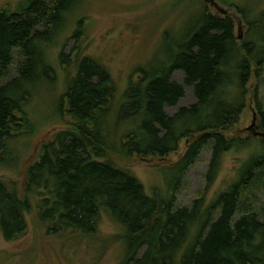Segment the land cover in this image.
I'll list each match as a JSON object with an SVG mask.
<instances>
[{
    "label": "trees",
    "instance_id": "trees-1",
    "mask_svg": "<svg viewBox=\"0 0 264 264\" xmlns=\"http://www.w3.org/2000/svg\"><path fill=\"white\" fill-rule=\"evenodd\" d=\"M80 1L26 0L15 10L0 9V167L18 165V133L38 126L26 109L37 88L56 85L51 45L61 42ZM245 8L237 7L250 26L243 41L235 37L232 17L204 10L168 60L155 70L141 69L120 97L104 66L77 56L76 74L61 98L67 128L28 166L24 192L0 179V237L13 241L26 233V217L38 197L39 217L53 231L92 236L107 215L123 232L121 264H264V142L226 135L247 108L252 78L258 83L254 101L264 115L259 101L264 11L252 18ZM59 57L68 63L62 53ZM176 72L184 85L173 80ZM186 87L194 90L196 104L168 117L165 108L176 106ZM182 140L191 143L170 168L169 195H147L133 171L117 160L164 159ZM235 147H256L237 180L210 205L203 195L190 208H176L179 181L202 151L212 152L210 186Z\"/></svg>",
    "mask_w": 264,
    "mask_h": 264
},
{
    "label": "rangeland",
    "instance_id": "rangeland-1",
    "mask_svg": "<svg viewBox=\"0 0 264 264\" xmlns=\"http://www.w3.org/2000/svg\"><path fill=\"white\" fill-rule=\"evenodd\" d=\"M26 0H0V9H13ZM245 6L251 8L248 11ZM238 8L251 12L257 18L264 11V0H81L69 14L61 42L51 45L54 62L55 86L39 87L27 107L30 118L38 126L33 132H22L14 143L18 165L0 167V179L21 193L25 189V172L35 163L44 144L53 140L56 132L65 130L67 125L60 117L61 98L67 82L76 74L77 56L89 57L100 63L110 73L118 88L119 97L132 82L141 76V69H157L168 60V54L175 52L191 29L196 28L205 10L220 18L232 17L235 21V37L244 40L250 26L245 23ZM251 21V20H250ZM255 38V37H254ZM60 53L64 60L60 61ZM17 68L12 67L15 77ZM173 80L184 85L180 72ZM8 81V80H7ZM6 81V82H7ZM257 82L252 78L248 105L236 127L226 132L231 138L243 140L257 137L262 131L264 115L261 114L254 93ZM185 96L174 107H166L168 117H174L180 109H189L196 104L194 90L186 87ZM259 101L264 112V83L260 87ZM261 110V111H262ZM68 121L64 118V122ZM70 121V119H69ZM255 124L256 130L249 129ZM191 142L182 140L179 149L164 159L119 160L130 168L142 183L149 196L169 195L173 172L170 170L184 156ZM256 152V147L233 148L224 155L217 178L207 182L212 152L202 151L199 160L189 169L185 178L179 181L176 208H190L204 195L206 203L214 199L235 182L244 162ZM155 160V161H154ZM40 198L34 197L33 211L28 214L26 233L13 241L0 237V264H121L125 247L120 239L123 232L107 215L100 220L98 233L82 236L77 233L53 231L41 221L38 213Z\"/></svg>",
    "mask_w": 264,
    "mask_h": 264
},
{
    "label": "flooded vegetation",
    "instance_id": "flooded-vegetation-1",
    "mask_svg": "<svg viewBox=\"0 0 264 264\" xmlns=\"http://www.w3.org/2000/svg\"><path fill=\"white\" fill-rule=\"evenodd\" d=\"M262 128V127H261ZM250 131H253V130H256V127H255V124H253L252 125V127L249 129ZM262 131H263V129H262ZM264 132V131H263ZM261 132H258V133H256V134H260ZM257 137H259V136H257Z\"/></svg>",
    "mask_w": 264,
    "mask_h": 264
},
{
    "label": "water",
    "instance_id": "water-1",
    "mask_svg": "<svg viewBox=\"0 0 264 264\" xmlns=\"http://www.w3.org/2000/svg\"><path fill=\"white\" fill-rule=\"evenodd\" d=\"M256 135L263 138V140H264V133H260V134H256Z\"/></svg>",
    "mask_w": 264,
    "mask_h": 264
}]
</instances>
